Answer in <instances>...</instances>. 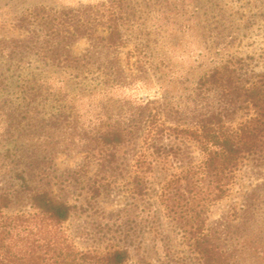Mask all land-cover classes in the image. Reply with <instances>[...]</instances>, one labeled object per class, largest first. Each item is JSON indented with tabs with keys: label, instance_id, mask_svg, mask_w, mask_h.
<instances>
[{
	"label": "trees",
	"instance_id": "obj_1",
	"mask_svg": "<svg viewBox=\"0 0 264 264\" xmlns=\"http://www.w3.org/2000/svg\"><path fill=\"white\" fill-rule=\"evenodd\" d=\"M50 1L55 7L31 9L17 23L30 27L40 15L54 14L65 31L58 60L70 65L26 78L19 88L27 114L32 101L47 93L63 116L93 115L100 128L90 140L89 157L100 170L113 169L121 151L141 167L132 173L130 198L145 196L147 173L164 174L159 201L190 255L160 264H250L252 253L264 264L262 230L251 241L247 235L263 208L264 181L208 223L211 205L227 194L242 166L264 168V71L250 72L239 58L203 66L207 56L201 50L179 54L184 36L178 33L190 30L198 0ZM81 36L90 39V47L73 55L69 45ZM40 38L14 39L9 50L33 51ZM128 43L133 46L123 60ZM179 59L190 60L189 72L204 68L191 79L173 70ZM23 138L0 153V264H152L135 258L129 246L104 252L77 248L63 224L78 206L35 188L38 170L29 138ZM23 192H30L31 210L8 212ZM161 225L158 217L157 234L168 239Z\"/></svg>",
	"mask_w": 264,
	"mask_h": 264
},
{
	"label": "rangeland",
	"instance_id": "obj_2",
	"mask_svg": "<svg viewBox=\"0 0 264 264\" xmlns=\"http://www.w3.org/2000/svg\"><path fill=\"white\" fill-rule=\"evenodd\" d=\"M44 4L55 7L50 0H0V42L4 45L0 55V153L12 146L16 137L29 138V156H33L39 176L35 188L49 190L56 198L78 206L63 224L77 248L104 252L129 246L135 258L143 256L152 264H160L169 257L179 260L189 256L188 246L159 201L162 172L157 169L147 173L145 196L137 200L130 198L128 186L134 172L141 167L132 156L126 159L121 151L113 169L100 170L97 161L89 157L90 140L100 128V121L93 115L82 112L63 116L56 108V100L47 93L32 101L33 111L27 114V101L19 88L26 78L34 72L69 69L70 65L58 60L61 32L65 34V31L57 20L53 21L54 14L53 18L40 15L30 27L17 23L23 14ZM195 6L197 17L190 19V30L178 33L184 36L177 50L179 54L185 49L196 53L201 50L207 56L203 66L239 58L250 72L264 71V0H198ZM189 18L188 13L182 20ZM29 36L41 37L37 49L20 52L11 47L9 50L12 40ZM132 46L128 43L121 49L123 60ZM89 47L90 39L81 36L70 43L69 50L81 56ZM189 61H173L172 67L175 71H186L185 75L194 79L204 67L189 72ZM32 124L35 127L30 128ZM263 174L264 168L242 166L227 194L211 205L209 225L244 202L246 195L264 181ZM29 199L30 192L21 193L7 211H30ZM262 207L255 225L248 228L249 241L259 236L258 229L262 230L260 236L264 239V204ZM158 217L168 239L157 234ZM257 260V255L252 253L247 262L257 264Z\"/></svg>",
	"mask_w": 264,
	"mask_h": 264
}]
</instances>
